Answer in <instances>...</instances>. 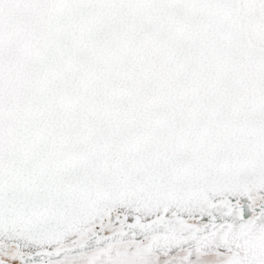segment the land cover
<instances>
[{
  "label": "snow or ice",
  "instance_id": "snow-or-ice-1",
  "mask_svg": "<svg viewBox=\"0 0 264 264\" xmlns=\"http://www.w3.org/2000/svg\"><path fill=\"white\" fill-rule=\"evenodd\" d=\"M0 264H264V0H0Z\"/></svg>",
  "mask_w": 264,
  "mask_h": 264
}]
</instances>
